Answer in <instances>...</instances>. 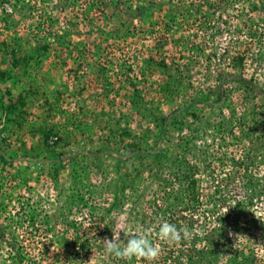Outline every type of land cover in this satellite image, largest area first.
<instances>
[{
  "label": "rangeland",
  "instance_id": "rangeland-1",
  "mask_svg": "<svg viewBox=\"0 0 264 264\" xmlns=\"http://www.w3.org/2000/svg\"><path fill=\"white\" fill-rule=\"evenodd\" d=\"M14 7L24 14L9 19ZM170 7L169 0H0V229L21 234L26 245L34 241L35 248L49 245L55 257L62 239L77 233L69 220L84 229L101 221L99 232L88 231L100 247L83 260L114 264L101 250L113 193L122 195L128 182L140 181L137 208L127 189L129 201L106 218L114 220L108 239L121 228L151 235L136 212H150L154 192L162 193L167 181L174 192L176 182L164 167L187 161L197 169L201 201L192 233L204 234L225 219L233 248L258 253L264 264V201L253 196L249 205L254 192L241 185L264 178V93L253 88L264 91V0L211 10L221 29L216 34L199 20L183 21ZM38 29L66 32L69 56L51 51L38 68L9 80V45H35ZM47 39L55 43L53 36ZM103 74L110 77L109 94ZM219 77L225 79L224 100L216 104ZM169 79L186 88L183 95L164 99L158 86ZM10 100L17 110L8 111ZM247 149L258 150V171L234 167ZM31 212L37 237L26 240L29 222L15 225ZM157 232L152 236L164 252L167 242ZM120 240H127L123 231ZM5 253L0 236V264H8ZM229 259L222 254L212 264H231Z\"/></svg>",
  "mask_w": 264,
  "mask_h": 264
},
{
  "label": "trees",
  "instance_id": "trees-1",
  "mask_svg": "<svg viewBox=\"0 0 264 264\" xmlns=\"http://www.w3.org/2000/svg\"><path fill=\"white\" fill-rule=\"evenodd\" d=\"M187 1L189 0H169L171 11L173 10L176 12V14L182 16L183 21L191 20V22L197 23L199 20V26L201 25V27H205V30L208 31V33L211 32L213 34V32H215L216 34L217 32L221 33V29L219 26H215L216 23L212 18L211 10H222V8L223 10H226L227 7L234 6L237 2L245 3L252 0H190L191 3H188V6L184 4V2ZM203 8H205L206 11H204ZM18 13L23 15V9H21V12H19L16 11V7H14L11 13H6V16L9 19H14V14ZM201 13H204L202 17L204 16V19L206 20H201L199 17ZM175 22L176 21H174V23ZM216 28H218L217 31ZM70 31L71 30L69 29V34ZM255 32L257 31H254L253 36H255ZM62 33L63 34L56 33L55 35H51L53 34L52 31H46L45 33H42V31L38 29L33 31L32 39L34 41L30 39L35 42V45H29V47L25 49L19 45H9L7 58L9 57L12 59V62H10L11 72H9V80L14 81L18 79L22 73L26 74L29 69H33L35 67L38 68V66L43 63L44 59L49 57L51 51H61L62 53L64 51H68L67 55L69 56V49L72 45V42L67 40L66 32ZM48 36H53L55 43L50 42L47 39ZM225 53H227V51H225ZM216 55L217 54L214 53V56ZM160 64L165 66V68L168 66L164 61L160 62ZM100 70L102 72L108 71L104 67H101ZM100 76L104 81L106 94H109V92L112 90V88H109L110 77L106 74ZM143 76L146 75L143 73ZM239 80L243 84L249 83V80L243 77H239ZM224 81V77L218 78L219 86L217 87L218 95L216 104H220L224 100ZM158 87V91L160 94H162L164 99H169L171 96L177 97L183 95L182 92L184 89H186L185 87H183V89L180 87H174L172 84V79L167 80L166 83L161 84ZM253 88L259 93H264V91L258 86H253ZM136 93H138V91H136ZM135 96L138 95H134V101L132 105L137 109L138 112L140 103L135 98ZM17 109V102L10 100L8 111H14ZM137 153L140 152L137 151ZM258 156L259 154L257 149H252L250 151L248 150L244 152L242 157L234 159V167L240 171L248 173L253 169L258 171V168H260L256 163ZM260 162L259 164L263 163L264 166V156L263 160ZM185 163H187L186 166L183 165V163H180L174 166L173 169L168 166L164 167L165 169L170 170L169 172L171 173H169V176L172 177V179H174L176 182V184L173 185L175 186V189H173L174 192H170L168 185L171 183L167 181V188L162 193L157 191L154 192L153 202L150 203V212H146L144 214H139L136 212V215L139 218H142L143 226H146L152 230L149 238L155 244H157L156 238H153L152 232L158 231V228L155 226L157 225L159 218L162 217L169 223L175 224L178 228L181 226H187L189 229H194L195 224L199 220L196 217L199 209L198 206L201 203L200 194L198 193V179L196 178L197 169L192 163L187 161ZM188 168L190 169L188 170ZM241 185L244 187H252V192H254V194L252 195V199L248 201V203L250 202L249 205H254L253 196H257L259 199L264 201V178L253 180L251 177H249L248 182L242 183ZM140 186V181L138 182V179H136V181L134 179V181L128 182L122 188V195L118 194V191L113 193L112 203H110L109 207L105 208L106 214L103 215V225L104 228H106L103 229V233L106 235L107 239L111 236L113 231L111 226H114V220L107 222L106 218L111 214V212L118 208V204L120 202L125 203V201H129V197L125 195L127 189L132 191V204L134 207H136L139 203L138 201H140L142 197L140 193H137L140 189ZM71 212L72 209L69 210V216ZM94 214L95 213L91 214L92 218L96 217ZM26 217V221L24 220L23 222H19L17 226L15 225V227L17 229L23 227L28 221L29 226L24 227L26 229L24 232V237L26 240H32L33 238L37 237V230H34L37 224V217L34 212L27 213ZM9 222H13L12 217L9 218ZM101 224V221L98 223L94 221L92 227L89 229H94L96 232H99ZM261 224H264V221H262ZM68 225L70 228L76 229L77 233L71 240H69L68 237H64L62 239L63 243L58 247L57 256L55 257L52 256L49 245L35 248L32 247L34 246V244H32L34 241L30 245H26L25 241L21 239V234H18L15 231H10L7 233L6 231L8 229L6 227H2L0 229V236L5 244V254H7L8 264H86L83 260L84 256L90 252H95L100 247L98 244V236L89 238V229H84L82 224L76 220H69ZM230 227L231 225H229L225 219L221 218L219 221H216L215 226H213L210 230L207 229L208 231H206L204 234L192 233L189 239L182 240L178 244L167 245V243H164L163 248L165 251H161V256L152 262V264H212L222 254L229 256L231 264H259L261 259L258 253L253 251L247 254L246 250L244 249L233 248L234 244L232 243L231 237H229L231 232ZM49 231L50 230H46V234ZM65 232L62 234L67 235L69 229ZM126 242L127 240H125L124 243ZM202 242L204 243L203 247L198 246V244H201ZM228 247L231 251H233V253L228 252ZM101 250L103 255H106L105 248ZM109 261H114V264H149L148 261L135 257L131 260L109 257ZM105 263L107 264V262Z\"/></svg>",
  "mask_w": 264,
  "mask_h": 264
},
{
  "label": "clouds",
  "instance_id": "clouds-1",
  "mask_svg": "<svg viewBox=\"0 0 264 264\" xmlns=\"http://www.w3.org/2000/svg\"><path fill=\"white\" fill-rule=\"evenodd\" d=\"M228 212V211H227ZM157 236L160 241L169 244H178L182 240L189 239L192 235V230L187 226L177 227L175 224L169 223L162 217L159 218L157 225ZM123 231L127 237V242L123 243L120 240V232ZM120 232H113L112 239L103 241L105 246V254L107 257H115L119 259L131 260L132 258L144 259L152 264L160 255L161 248L159 244H155L149 238L148 233L140 231L131 232L125 231L123 228Z\"/></svg>",
  "mask_w": 264,
  "mask_h": 264
}]
</instances>
